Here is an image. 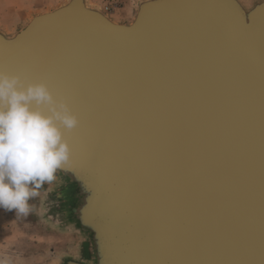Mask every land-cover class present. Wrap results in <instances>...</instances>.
<instances>
[{"label":"water","instance_id":"1","mask_svg":"<svg viewBox=\"0 0 264 264\" xmlns=\"http://www.w3.org/2000/svg\"><path fill=\"white\" fill-rule=\"evenodd\" d=\"M243 4L146 0L116 24L70 0L0 33V71L78 118L49 212L88 243L61 264H264V0Z\"/></svg>","mask_w":264,"mask_h":264},{"label":"clouds","instance_id":"2","mask_svg":"<svg viewBox=\"0 0 264 264\" xmlns=\"http://www.w3.org/2000/svg\"><path fill=\"white\" fill-rule=\"evenodd\" d=\"M77 124L46 82L24 85L19 75L0 71V208L30 213L37 189L70 161L64 131Z\"/></svg>","mask_w":264,"mask_h":264},{"label":"rangeland","instance_id":"3","mask_svg":"<svg viewBox=\"0 0 264 264\" xmlns=\"http://www.w3.org/2000/svg\"><path fill=\"white\" fill-rule=\"evenodd\" d=\"M70 0H0V33L10 38L24 29L34 16L64 6ZM116 24H131L146 0H79ZM251 6L253 0H239ZM62 180L44 183L29 201L28 215L0 208V264H61L66 257L85 256L88 240L68 220L52 216L50 195ZM53 191V192H54ZM67 219V218H66ZM69 247V248H68ZM68 249H74L67 251Z\"/></svg>","mask_w":264,"mask_h":264},{"label":"snow or ice","instance_id":"4","mask_svg":"<svg viewBox=\"0 0 264 264\" xmlns=\"http://www.w3.org/2000/svg\"><path fill=\"white\" fill-rule=\"evenodd\" d=\"M74 169L81 174L82 176H85L84 174V165L78 161H73L72 162ZM85 178L87 179V177L85 176ZM88 180V179H87ZM90 182V181H89Z\"/></svg>","mask_w":264,"mask_h":264},{"label":"crops","instance_id":"5","mask_svg":"<svg viewBox=\"0 0 264 264\" xmlns=\"http://www.w3.org/2000/svg\"><path fill=\"white\" fill-rule=\"evenodd\" d=\"M69 248V247H68ZM71 250H74V249H68L67 251H71Z\"/></svg>","mask_w":264,"mask_h":264}]
</instances>
